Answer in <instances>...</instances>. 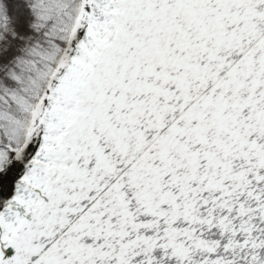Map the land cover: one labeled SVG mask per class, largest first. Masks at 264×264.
<instances>
[{"label": "snow or ice", "instance_id": "1", "mask_svg": "<svg viewBox=\"0 0 264 264\" xmlns=\"http://www.w3.org/2000/svg\"><path fill=\"white\" fill-rule=\"evenodd\" d=\"M0 264H264V0H0Z\"/></svg>", "mask_w": 264, "mask_h": 264}]
</instances>
